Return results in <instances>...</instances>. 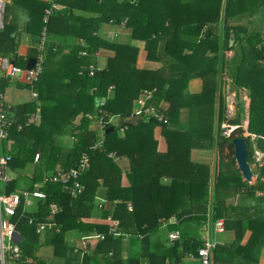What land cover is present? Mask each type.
<instances>
[{
	"label": "trees",
	"instance_id": "16d2710c",
	"mask_svg": "<svg viewBox=\"0 0 264 264\" xmlns=\"http://www.w3.org/2000/svg\"><path fill=\"white\" fill-rule=\"evenodd\" d=\"M52 2L59 7L46 14ZM254 17L264 22V0H10L5 5L1 56L21 66L20 32L37 37V42L45 32L42 72L33 83L37 96L5 107L7 137L0 140V154L10 155L5 170L14 172L1 183V191L21 192L37 185L46 194L29 211L21 201L13 217L25 257L44 264L38 249L46 245L51 247L50 264H183L186 256L200 264L203 227L222 219L234 239L216 244L213 264H259L264 162H255L254 152L264 153V35L250 27ZM106 25L114 28L112 39L102 31ZM132 40L143 43L146 59L159 62L158 67H136L139 48ZM103 48L113 52L105 61L97 53ZM37 51L32 48L29 55L34 58ZM226 71L231 83L248 93L245 131L250 135H243L241 101L235 115L225 117V98L217 91ZM193 78L202 79L199 92L187 89ZM9 83L0 74V91ZM17 84L32 89L28 83ZM152 88L156 91L150 104L158 108L160 99L168 102L161 108L166 123L131 114L133 100ZM102 97L96 105L95 99ZM32 115L38 121L29 122ZM223 120L236 126L228 136L222 134ZM156 125L167 142L165 153L156 151ZM235 136L245 141L248 162L256 163L253 184L243 180L237 167ZM211 147L217 165L212 178L209 165L189 159L192 148ZM83 153L89 166L82 170L78 162ZM115 155L129 160L128 186H121ZM70 168L80 171L84 187L76 197L61 183L45 180L57 169ZM98 186L105 188L100 203L95 198ZM93 216L110 217L113 224L84 221ZM51 220L58 230L47 229L39 242L37 224ZM164 228L170 231L163 236ZM247 230L251 234L241 244ZM69 231L77 235V246L66 239ZM173 232L177 237L170 239ZM92 234L100 236L84 247L81 238ZM127 238L129 253L123 257ZM25 257L17 264H30Z\"/></svg>",
	"mask_w": 264,
	"mask_h": 264
},
{
	"label": "built area",
	"instance_id": "2783aa9c",
	"mask_svg": "<svg viewBox=\"0 0 264 264\" xmlns=\"http://www.w3.org/2000/svg\"><path fill=\"white\" fill-rule=\"evenodd\" d=\"M59 5L55 2L51 3V8L46 9V14L51 13L52 9H57ZM5 9V1L0 0V25L2 22L3 14ZM44 21H46V17H44ZM45 32L43 30L42 36L39 40V48L37 47V53L34 57V64L27 68L21 67L13 63L12 59L9 56L0 57V74L9 79V81H16L21 83H28L31 86V97L35 98L37 96V92L33 90V83L36 82L42 72V64L44 61V57L42 54V50L44 47L40 49V46L45 42ZM85 54V51L82 52ZM156 88L145 89L141 92V99L138 101V106L132 110V116L134 117H144L146 120L154 118L158 122L166 123L167 119L165 114L161 110V107L154 106L150 104L153 100L154 92ZM9 104L5 103L4 95L0 93V140L5 139L7 137V118L5 114V107H8ZM35 115H32L29 122L35 120ZM230 131H225V135H229ZM99 144H102L100 142ZM256 152V151H255ZM34 159H38V154L34 156ZM10 160V155L0 154V186L1 183L10 179V176L7 174L5 168L7 166V162ZM79 168L85 169L89 166V158L86 153H83L79 159ZM79 170L77 168H70L67 171H62L57 169L55 174H52L50 177L45 178V180L49 179L54 182H59L62 186L69 190L73 197H76L79 193L83 191V185L78 180ZM46 194L41 191L37 185L32 190H23L21 192H11L9 194L3 193L0 187V264H17L18 261L25 257L20 249L19 241L21 239L20 233L16 230V222H14L13 217L15 216L16 209L20 205V202H23V208L31 210L34 206V202L38 199H44ZM52 213L57 209L56 204H51ZM110 220V217L108 218ZM32 220L30 219L29 222ZM111 221V220H110ZM110 224H113L111 221ZM55 226L53 220L48 222H41L37 224L36 232L43 233L47 229H52ZM57 231L58 228L54 227ZM114 229V227L112 228ZM204 229V242L197 249L198 259L200 260V264H213L212 260V250L215 248L216 244H219V240L217 239V234L224 231V224L222 219L216 220L214 223L210 224L207 222ZM99 234H92L83 237L84 239H92L98 238ZM170 239H175L177 237V233L173 232L169 234ZM25 261L31 262V264H35V261L27 259L25 257ZM170 264V263H164Z\"/></svg>",
	"mask_w": 264,
	"mask_h": 264
},
{
	"label": "crops",
	"instance_id": "0c3cea01",
	"mask_svg": "<svg viewBox=\"0 0 264 264\" xmlns=\"http://www.w3.org/2000/svg\"><path fill=\"white\" fill-rule=\"evenodd\" d=\"M4 1H5V5L10 2V0H4ZM43 1H50V0H43ZM25 17H26V14L23 13L21 15V19L19 21V29L20 30H22L23 20L25 19ZM2 26H3V18H2L1 25H0V29L2 28ZM250 27L259 29L260 32L264 35V22L260 21L259 18L254 17L252 19V23H251ZM113 30H114V28H111L108 25H106L102 29V31H103L104 34H106L108 31H113ZM20 33H21L20 34V43H19V46H18V49H17V53H18L19 56L22 57V61L21 62H24L25 61V63H27V59L31 57L29 54H30L32 48H35V46H37V37H35V36H33V35L29 34V33H26L24 31H21ZM116 37L117 38L118 37L121 38V35L119 36V33H118ZM132 41H133L132 42L133 45H136L137 46V44L135 42L141 43L143 45V43L141 41H134V40H132ZM107 50L108 49H104L103 48L100 51L106 52ZM227 52L229 53V54L226 53V55L228 57H230L232 55V53H233L232 50H229ZM112 54H113V52H112ZM103 55H104V53H103ZM109 56H112V55H108L107 57H109ZM0 57H2V56L0 55ZM101 58H102V61H105L106 60V57L105 56H103ZM140 60L142 62H144V64H143L142 67H138L137 66V64L140 63ZM145 64H147V65H145ZM159 64L160 63L157 62V61H151V60H147L146 59V51L144 50V47H143V50H139L138 51V54H137V57H136V67L137 68L154 69V68L158 67ZM224 74L227 76V78L231 82V79L228 76V72L226 71V72H224ZM223 79L225 80V76L224 75H222V84H219V89L217 91V95H218L219 92H221V95H222V87L223 88L226 87V86H223ZM17 83L18 82H16V81L15 82H11V85L14 87V89H17V91L26 90V89L29 90V88H24V87H22V85H18ZM187 89H188L189 92H192V93L193 92H199L202 89V79L201 78H193V79H191L189 81V83H188ZM0 92L2 94H5V90H2ZM245 92H246V90H245ZM140 94H139V96H138L137 99L133 100L132 110L135 107L138 106V101H139V99L142 98V96H140ZM222 96L225 98V103H226L225 117L226 118H231V116H229V114H228L229 107H228V104H227V96H225V95H222ZM14 97H17L16 92L14 93ZM30 99H31V92L29 90V94L27 96H24L23 100L18 101L15 104L21 103L23 101H27V100H30ZM247 99H248L247 100V104H246V107L244 109L245 110V112H244V114H245L244 119H245V125H246V127H247V123H248V107H249V101H250L249 97H247ZM237 102H238V100H236V104H237ZM158 106H160L162 109H166L168 107V102H166L165 100H161L160 99V101L158 102ZM217 107H218V102H216V104L214 105V121H213L214 131L216 130V125H217V113H218ZM236 109H237V107H236ZM181 118H182V121H185L187 119L186 111L185 110L182 111ZM235 127L236 126H234V125L227 124V122L225 120H223L222 123H221V128L223 129L222 134H224V132L226 131L225 128L227 130H228V128H230L231 129L230 132H231L232 130L235 129ZM246 127H245V129H246ZM214 133H216V132H214ZM246 133L247 134L245 136L250 135V133H248L247 131H246ZM153 136H154V138L157 141V149H156V151H158L159 153H165L166 150H167V142H166V139H165V137H164V135L162 133V127L161 126L156 125V126L153 127ZM251 137L254 138L255 135L254 134H251ZM255 151L256 152H259L261 154H264L263 152H261L259 150H255ZM189 159L192 160L193 162H196V163H201V164H207V165H209V167H210V176H211V178H212V176H214L215 167H217V165H216V153H215V149L213 147H211V148H192L190 150ZM114 160L117 162V164L119 165V167L122 170V173H121V182H120L121 183V186H128L129 181H128V177H127V172H128V168H129V160L127 158H125V157H120L119 158L116 155H115ZM249 164H250V166H252L251 167V171H253L256 168V163L255 162H252V163H249ZM7 174L12 177L11 172H8ZM252 178H253V181H250L249 182L250 184H253L256 181L257 174H254L252 172ZM262 179L264 180V177ZM163 181L165 183H168L169 182V179H163ZM210 184H212V183L210 182ZM95 194H96L95 195L96 200L100 203V199L101 200L104 199L105 188L102 187V186H98V188L95 191ZM257 194H261V192H258ZM234 202H236V201H234ZM263 206H264V204H263ZM97 218L98 217L93 216V217L86 218V219H94V220L96 219L97 220ZM100 220H102V219H100ZM93 223H97V222H93ZM72 232L73 231H69L66 234V239L69 242L74 243L76 245L75 241L78 240V237H77L76 234L73 235ZM250 234H251L250 230H247L245 232V235H244V237H243V239L241 241V244H244L248 240ZM44 235H45V233L40 236L39 242H40V240L41 241L44 240V237H45ZM216 237L219 240V243L220 244H230V243L233 242L234 232H233V230H226L225 229L221 233H218ZM128 242H129V239L127 238L122 243V246H123V257H126L128 255V253H129ZM39 256L42 259H44V257L42 255H39ZM27 259L30 260L31 258L27 257ZM185 260H186V262L188 264H197V261L194 258H191L190 256L184 257L183 260H182V263ZM44 264H50L49 256H47V259H45ZM259 264H264V247H263V249H262V251H261V253L259 255Z\"/></svg>",
	"mask_w": 264,
	"mask_h": 264
},
{
	"label": "rangeland",
	"instance_id": "374dc122",
	"mask_svg": "<svg viewBox=\"0 0 264 264\" xmlns=\"http://www.w3.org/2000/svg\"><path fill=\"white\" fill-rule=\"evenodd\" d=\"M125 20V19H124ZM120 22H121V24H123L124 23V21H122V20H120ZM106 36L108 37V38H110V39H112L113 38V34H112V31H108L107 33H106ZM39 43L40 42H37V46H35L36 48L38 47L39 48ZM45 43V42H44ZM136 44H137V46H138V48H139V50H143V45L141 44V43H138V42H135ZM42 46L44 47V44H42L41 46H40V49L42 48ZM99 55H100V57H103V56H105V57H107L108 55H113L112 54V52L110 51V50H107L106 52H102V51H99V52H97ZM103 53H104V55H103ZM228 53V52H227ZM229 54V53H228ZM144 57V56H143ZM30 58H32V57H30ZM166 59V58H165ZM143 64H144V62H142L141 60H140V63H138L137 64V66L138 67H142L143 66ZM21 65V67H25V64H23V62L20 64ZM23 65V66H22ZM145 65H147V64H145ZM50 67H51V65H50ZM223 75L225 76V80L223 79V86H226L225 88H223L222 87V95H225V96H227V84L230 82L229 81V79L227 78V76L223 73ZM3 90H5V94H3L4 95V99H5V102L6 103H9V104H15L16 102H18V101H21V100H23V98H24V96H27L28 94H29V90L28 89H26V90H20V91H17V89H14V87L9 83V85H8V87L6 88H3ZM16 92V94H17V97H14V93ZM247 95V96H246ZM247 97H248V93H247V91L245 92L244 90H238V92H237V94H236V100H238V102L239 101H241V105L243 106V108L245 109V107H244V105L243 104H245L246 102V99H247ZM248 100V99H247ZM228 107H229V105H228ZM241 112V115L243 114V118H241V125L243 126V129H244V132H243V135L245 136L247 133H246V131H245V127H246V125H245V119H244V117H245V114H244V112H245V110H243V111H240ZM233 117V116H232ZM38 119H39V117L38 116H36L35 117V120L36 121H38ZM94 126V125H93ZM95 128H96V126H94ZM225 130L227 131V132H229L231 129L230 128H228V130L225 128ZM227 136V135H226ZM254 160H255V162H257V163H259V165H261L263 162H264V154H261V153H259V152H254ZM252 167V166H251ZM32 167H29V169H31ZM56 170V169H55ZM13 171L11 172V174L13 175ZM251 181H253V178L251 179ZM96 220V219H95ZM94 219H84V221L85 222H101V223H106V224H110L111 223V221L110 220H108V218L107 219H102V220H100V218L98 219L97 218V220L95 221ZM170 228H164L163 230H160L161 231V234H163V236L168 232V230H169ZM170 231V230H169ZM72 234L74 235L75 233L74 232H72ZM42 234H40V236H41ZM97 238H92V239H84L83 237L81 238V240H82V245L84 246V247H89L90 246V242L92 241V240H96ZM135 249L136 250H138V245H136L135 246ZM50 253H51V247L50 246H46V245H43V246H40V248L38 249V254H41L43 257H44V261H45V259H47V256H49L50 255ZM31 264V263H30ZM183 264H188L187 262H186V260L185 261H183Z\"/></svg>",
	"mask_w": 264,
	"mask_h": 264
},
{
	"label": "water",
	"instance_id": "95a60500",
	"mask_svg": "<svg viewBox=\"0 0 264 264\" xmlns=\"http://www.w3.org/2000/svg\"><path fill=\"white\" fill-rule=\"evenodd\" d=\"M34 64V58H28L26 67L30 68ZM238 89L234 84L229 82L227 84V104L229 105V116H234L236 113V94ZM105 98H96L95 103L98 105L99 101H104ZM234 148V158L237 164V167L241 173V176L244 180L250 182L252 179L251 166L248 162V149L243 138L235 136L232 140Z\"/></svg>",
	"mask_w": 264,
	"mask_h": 264
}]
</instances>
